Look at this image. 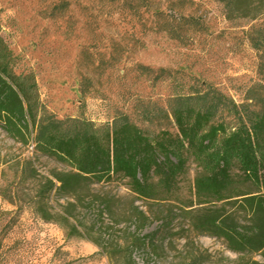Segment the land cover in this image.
I'll list each match as a JSON object with an SVG mask.
<instances>
[{"label": "rangeland", "instance_id": "1", "mask_svg": "<svg viewBox=\"0 0 264 264\" xmlns=\"http://www.w3.org/2000/svg\"><path fill=\"white\" fill-rule=\"evenodd\" d=\"M155 1L167 7L168 0ZM184 13L201 17L205 28H187L186 39L177 41L157 30L153 13L133 16L106 0H0V38L12 70L36 83L40 105L58 119L84 117L99 125L120 111L147 134L176 133L171 118L149 123L142 112L166 107L185 83L207 82L237 104L264 93V49L252 41L264 35V0H243L234 10L222 0H186ZM27 157L33 158L32 148L0 129V264H111L97 242L126 247L144 235L149 245L133 255L139 264H247L252 258L193 228L187 214L198 209L193 164L171 203L144 204L118 178L82 185L76 202L74 193L44 192L39 182L19 186ZM35 166L41 181L56 182L70 170L43 156ZM138 208L148 220L135 218ZM253 258L264 264L261 254Z\"/></svg>", "mask_w": 264, "mask_h": 264}, {"label": "trees", "instance_id": "2", "mask_svg": "<svg viewBox=\"0 0 264 264\" xmlns=\"http://www.w3.org/2000/svg\"><path fill=\"white\" fill-rule=\"evenodd\" d=\"M106 1L121 4L133 16L153 13L157 30L177 41L186 39L187 28H205L201 17L185 15L186 0H168L165 9L155 0ZM222 2L234 10L243 0ZM252 12L256 19L258 7ZM258 39H252L253 43L264 49V35ZM182 88L167 99L166 107L147 106L142 112V120L149 123L171 118L176 133L147 134L120 111L112 121L99 125L84 117L58 119L40 105L36 83L12 70L10 54L0 38V129L33 153V158L20 163L18 185L39 182L44 192L56 190L65 197L74 193L77 202L82 185L118 178L127 180L138 201L166 204L177 198L179 178L193 164L198 170L194 180L198 209L187 213L193 228L224 240L241 258L252 257L247 264H262L253 257L264 258V93L251 97L253 108V103L237 104L207 82L195 80ZM39 156L70 170L56 175V182L41 181L35 166ZM11 201L24 209L21 201ZM134 216L149 219L139 208ZM144 228L142 224L138 229ZM149 236L133 238L126 247L96 244L111 264H139L134 251L147 247Z\"/></svg>", "mask_w": 264, "mask_h": 264}]
</instances>
